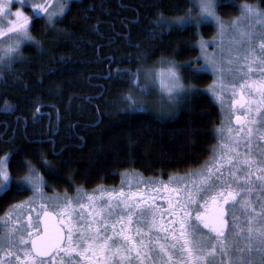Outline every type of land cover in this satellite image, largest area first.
<instances>
[{"label":"snow or ice","instance_id":"6c2138e0","mask_svg":"<svg viewBox=\"0 0 264 264\" xmlns=\"http://www.w3.org/2000/svg\"><path fill=\"white\" fill-rule=\"evenodd\" d=\"M25 2L16 0L21 5ZM189 2L191 6L184 15L169 19L161 14L157 22L169 28L197 29L213 23L221 37L228 31L233 33L237 48L234 52L229 49L231 55L226 61L209 56L205 51L208 43L200 46L211 71L220 74V92L230 89L235 97L231 101L233 108L247 109L243 116H235L240 128L235 132L231 127L217 129L221 138L200 171L169 176L162 190L174 193L176 200L168 202L167 220L153 195L145 199L148 182L136 179L137 190L125 192L123 184L127 182L131 189L133 179L139 177L136 172L131 176L122 174V186L119 191H108L106 202L96 203L92 195L84 193L88 203H81L79 190L75 205L67 195L63 203L60 197H49L52 211L47 203H41L33 220L36 198H44L47 182L32 162L25 160V172L15 181V190H31L33 196L11 207H27V223L5 214L7 231L0 233V264H264V144L254 145L253 127H244L258 123L250 115L256 113L260 117L256 140L264 141V9L245 0L238 5L239 16L229 20L218 9L237 7L235 0ZM51 4L52 0H44L30 7L35 16L43 14L46 26L55 28L57 18L69 6L67 0H56L49 7ZM12 7L13 0H0V64L5 67H10L13 59L22 58L25 43L37 47L41 44L32 35L30 17L19 7L13 12ZM180 67L167 62L166 66L145 71L143 78L139 69L135 73L129 70L128 83L138 94L129 92L123 96L126 111H148V97L155 91L161 105L158 115L165 118L174 103L194 91L183 82ZM226 76L230 83L223 82ZM216 83L209 90L219 98ZM4 106L11 107L8 101ZM225 132L229 134L227 142ZM241 144L243 153L239 150ZM140 183H144V190L138 187ZM172 183L176 186L169 187ZM11 184L7 162L0 159V193L10 190ZM77 208L80 212L73 225L72 214ZM85 209H89L86 215Z\"/></svg>","mask_w":264,"mask_h":264},{"label":"trees","instance_id":"16d2710c","mask_svg":"<svg viewBox=\"0 0 264 264\" xmlns=\"http://www.w3.org/2000/svg\"><path fill=\"white\" fill-rule=\"evenodd\" d=\"M237 7L219 8L225 19ZM264 9V0H246ZM189 0H74L55 28L30 17L39 47L25 44L22 58L0 74V159H6L11 188L0 194V218L30 196L15 181L31 161L51 192L74 194L117 187L124 172L144 178L185 175L211 158L222 116L208 92L213 76L198 71L200 38L216 29L169 28L161 14H185ZM175 62L194 91L161 119L158 112L126 111L132 73ZM8 101L10 108H5ZM44 161L48 162L46 166Z\"/></svg>","mask_w":264,"mask_h":264},{"label":"rangeland","instance_id":"374dc122","mask_svg":"<svg viewBox=\"0 0 264 264\" xmlns=\"http://www.w3.org/2000/svg\"><path fill=\"white\" fill-rule=\"evenodd\" d=\"M73 1L74 0H67L68 6H69V3L73 2ZM43 2H44V0H26V2L23 5H21L19 3H16V0H13L12 11L15 12L16 8L19 7V8H21V10L25 14H26V11H25L26 9L31 10L32 13H33V10L30 7V5L32 3H43ZM55 4H56V0H52V4L49 5V7H53ZM67 9L68 8L65 9V12H66ZM197 11H198V9H197ZM61 17H58L57 19H60ZM9 19H14V17H9ZM208 24H211V25H213L215 27V25L213 23H208ZM215 29H216V27H215ZM205 42L210 45L209 47L206 48L205 51L209 54V56H213L214 55V58L217 61H220L222 58H224L225 61H226L227 58H230V55L231 54L229 52V49H232L233 52H234L236 50V48H237V45L235 43H233V33L231 31L226 32L223 35V37H221L218 34L217 29H216V35H215V37L213 39L208 40V39L200 38L199 41H198L197 47L199 49V56H198V59L196 61H194V66H195V68L198 71H203V72L206 71V72L210 73L213 76V82L214 81L217 82L216 83V89H217V91L220 92V83H221V81H220V74H219V72L213 73L211 71V65L208 64V62L203 58V55H202V51H201V46L200 45H201V43H205ZM25 44H27V43H25ZM24 45H22V47ZM22 47H21V49H22ZM16 60L17 59H13L11 65ZM166 64H167L166 62L165 63H160V65H158V68H161L163 66H166ZM201 66H203V67H201ZM226 66L227 65L225 63V67ZM8 68H10V67H5L3 64H0V74L3 71H5L6 69H8ZM158 68H155V69H158ZM141 78H143V76ZM223 82L225 84H227V83H230L231 80H230L229 77L226 76V78H225V80ZM134 90L136 91V94H138L137 93V90L135 88H134ZM208 92L213 95L212 91L208 90ZM234 98L235 97L232 96L231 90L230 89H227V88L223 92H220L219 98H217L216 95H213L214 101L220 107L221 116H222L221 124H220V126L218 128H225L226 129L228 127H231L233 129V131L235 132V131H237L240 128V126H236L234 124V118H235L236 115H240L242 113L238 109L239 108L238 106H236L235 108H233V106L231 104V101ZM148 99L150 101V104L148 105V108H151V110L153 112H156V113L159 112V109H160L161 105L159 103V98H158L157 93L155 91H153L151 93V95L148 97ZM176 103H174L171 106V108L172 107L175 108ZM246 111H247V109L244 111V113ZM244 113H243V115H244ZM250 115L253 116L258 121V123L255 126H253V125H244V127H245V129H247V127H250V126L253 127L254 134H253L252 139H253V144L254 145L257 144V143L264 144V141L258 142L256 140V129L260 127V125H259L260 117L256 113H251ZM228 135L229 134L227 132H225L224 135H223V138L225 139L226 142H227ZM220 138H221L220 137V134L217 132V144H218V140ZM239 150H240L241 153H243L244 148H243L242 144H241V147H240ZM3 160L6 161V159H3ZM208 161H210V159ZM7 170H8V167H7ZM200 170H201V167L198 168V169L192 170V171L198 172ZM132 173L133 172L128 171V172H124L123 174H125L126 176H131ZM173 176L175 177L176 175H173ZM179 176H184V175H179ZM141 178H142L143 181L148 182V185H149L147 191L145 192V199H147L148 194L153 195L155 197V205L159 209L165 210L163 208V206H162L163 205V202L161 200H163V201L164 200H167V201L172 200L173 202H175L176 196H175L174 193L169 192V191L162 190L163 189V185L166 184V183H169V178L168 179L144 178L142 175L139 174V177L133 179L131 189L129 188V185H128L127 182H125L123 184V187H124L125 192L128 193L129 191H136L137 190L136 179H141ZM10 179H11V176H10ZM121 182H122V176H121V181H120V183H119V185L117 187H102V188L96 189V190H94L92 192L87 191V190H83V189H78L80 195L83 197V199L80 202L81 203H85V204L88 203L87 196H85L84 193H87L88 195H92L94 197V202H96V203H98L100 201H105L106 202L108 200V197H107L106 193L108 191H112V190L119 191L120 187L122 186V183ZM174 186H176L174 183L169 184V187H174ZM138 187L141 190H144L145 185H144V183H140L138 185ZM152 188H156L157 191L156 192H151V189ZM78 190H76V192L74 194L57 193V192H51V191H49L46 188V186H45L44 189H43V191H44V198L43 199L36 198V201H35V204H34L35 211H33V213H32L33 220H35V218H36V213L40 211L39 205L41 203H47L49 205L48 210L49 211H52L51 204L53 203V201L50 200V199H48L49 197H52V198L60 197L61 198V201L60 202L63 203V197L65 195H67L68 197L73 198V205H75V203H76L75 197H77ZM101 190L105 192L104 195H101ZM28 191L30 192V196L29 197L33 196L32 191L31 190H28ZM181 198H183V197L181 196ZM27 199H25L23 201H27ZM253 200H255V196H253ZM17 204H19V203H17ZM17 204H14V205H17ZM113 204H115V199H113ZM151 204H152V201H149V205H151ZM86 211H89V209H85L84 210V214L85 215L87 213ZM79 212H80V209L77 208L76 211L72 214V217H73L72 218L73 225L76 223V219H77L76 213H79ZM6 213L11 214V219L12 220H14L16 217H20L22 223H24V224L27 223V221H26V216H27V213H28V208L27 207H25L23 209H19V208H15L14 209V208L10 207L9 210ZM21 213H23V214H21ZM40 214L42 215V212ZM237 214L239 215V212ZM168 218L169 217L167 216L166 211H165V220H167ZM227 218L229 219V222L231 223V217H230V215H228ZM6 219H7V217L5 215L0 218V233H5L7 231V228L4 226ZM134 220H135V217H134ZM158 220H159V217H158ZM9 226H11V225H9ZM117 227H119V225H117ZM205 231H207V230H205Z\"/></svg>","mask_w":264,"mask_h":264},{"label":"flooded vegetation","instance_id":"af4514ba","mask_svg":"<svg viewBox=\"0 0 264 264\" xmlns=\"http://www.w3.org/2000/svg\"><path fill=\"white\" fill-rule=\"evenodd\" d=\"M238 107H239V106H238ZM238 109H239V110L241 111V113H242V114H240V116H243V113H244V111L246 110V108H245V109H242V108L239 107ZM234 120H235V118H234ZM238 126H240V125H238ZM161 201L163 202V205H162V206H163V208H164L165 211H166L167 208H168V202H169V201H167V200H164V201L161 200ZM227 207H228V206H226V208H227ZM86 212H88V211H86ZM226 218H227V217H226Z\"/></svg>","mask_w":264,"mask_h":264},{"label":"water","instance_id":"95a60500","mask_svg":"<svg viewBox=\"0 0 264 264\" xmlns=\"http://www.w3.org/2000/svg\"><path fill=\"white\" fill-rule=\"evenodd\" d=\"M234 124H235L236 126H238V125L236 124L235 120H234Z\"/></svg>","mask_w":264,"mask_h":264}]
</instances>
